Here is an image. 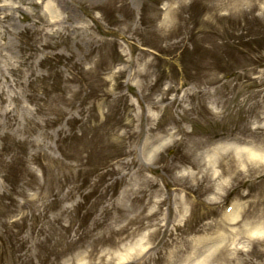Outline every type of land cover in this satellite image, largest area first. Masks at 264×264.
Masks as SVG:
<instances>
[{"label": "rangeland", "instance_id": "rangeland-1", "mask_svg": "<svg viewBox=\"0 0 264 264\" xmlns=\"http://www.w3.org/2000/svg\"><path fill=\"white\" fill-rule=\"evenodd\" d=\"M227 143L264 156V0H0V264H166L165 219L177 264H264V162Z\"/></svg>", "mask_w": 264, "mask_h": 264}, {"label": "bare ground", "instance_id": "bare-ground-1", "mask_svg": "<svg viewBox=\"0 0 264 264\" xmlns=\"http://www.w3.org/2000/svg\"><path fill=\"white\" fill-rule=\"evenodd\" d=\"M161 99L162 100H165V97H161ZM151 105L153 107H157V103H152ZM186 110H187V108L184 107V109H183V115L185 114ZM179 130H182L185 133V130H184L183 127H179L178 130L176 128V130L173 133L175 134ZM171 136H172L171 134L168 135V137H171ZM157 141H158V138H151L150 140L146 141L144 143V145H143L144 148H145V150H148L149 149L152 154H155L156 151L160 147V144H159L160 142H158L155 145V143ZM151 145H154V146L153 147H150ZM218 149L219 148H214L212 150V152L215 150V153H217V150ZM223 149L225 150V152H227L228 149H230V151L234 154V156H236L235 162H236V165L237 166H234L231 169V172L232 173H235L234 177L237 176L236 173L240 172V169H241L240 166H242V163H243V160H242V157L243 156H242V154H246L248 156V159H251V157H252L253 160H256L257 161V159L259 158L262 162H264V156H261V154H258L257 152L256 153H253V152H251V150H249L250 153H251L250 154L249 151H246V149L244 147H240V146L235 145V144H232V143H227L222 148V150ZM129 153H131V152L129 151L128 154ZM207 153L208 152L206 151V154ZM209 160L210 159H207L205 161V164H209ZM126 164L127 165L134 164L133 166H135L136 165V161L133 158H130L129 160L126 161ZM135 173H136V183L144 185V183L147 182V185H150V186L155 185L154 180L148 179V178H146L143 175V170L142 169L137 168L136 171H135ZM204 175L205 176H209V174L207 172H205ZM123 176H125V175H123ZM192 178H194V177H192ZM175 189H177V188H175ZM129 191H130V189H125L124 192H125V194H129ZM164 201L165 200H160L158 202V208L157 209H159L160 206L163 205ZM259 202H260V200L257 201L256 203L258 204ZM240 211H241L240 205H238V204L236 205L235 204L234 205V208L231 210V213L227 216V218L226 217L225 218L227 220H230V221H237L238 222L239 220H241L240 218L238 219V215H239ZM183 216L184 215L182 214L178 218L180 219ZM250 223H254L253 224L254 226H251L249 228L250 229V230H248L249 232L248 231L247 232L245 231V233H246V235H248V237H250L251 235H254V233H257L258 230H262L260 228H261V225L263 224V223L257 222V221L256 222L255 221L254 222H250ZM154 228L155 229L153 230L152 233H157L158 232L159 234H165V236L167 238L164 239L163 241H159L158 243L152 245V247L153 248H156L159 253H160V249H162L161 250V253H163V255L161 256V260H162L163 263L165 262L166 264H177V234L174 233V231L177 230V226L174 225V224H172L170 226L168 220L166 221V219H165V222L164 223L154 225ZM122 230L123 231H127L128 235L132 232V230L129 231L128 228H126V227L123 228ZM149 235L150 234H148L147 236H149ZM189 250H190L189 255L185 257L184 264H199L200 261L205 260V259L209 260V258H210L209 257L210 248H209V246H207L206 243H203L202 245H200V243L195 244V245L191 244ZM140 251H141V249H140ZM121 255L116 258L117 264H127V262L133 258L131 255H129L128 249L126 250V252L124 254H121ZM147 256H149V254H144L143 253L142 256L138 260L143 259V258H145ZM200 256H202V258H199Z\"/></svg>", "mask_w": 264, "mask_h": 264}]
</instances>
